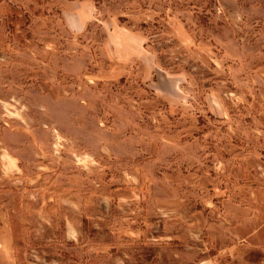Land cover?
Masks as SVG:
<instances>
[{"label": "rangeland", "instance_id": "374dc122", "mask_svg": "<svg viewBox=\"0 0 264 264\" xmlns=\"http://www.w3.org/2000/svg\"><path fill=\"white\" fill-rule=\"evenodd\" d=\"M11 261L264 264V0H0Z\"/></svg>", "mask_w": 264, "mask_h": 264}, {"label": "crops", "instance_id": "0c3cea01", "mask_svg": "<svg viewBox=\"0 0 264 264\" xmlns=\"http://www.w3.org/2000/svg\"><path fill=\"white\" fill-rule=\"evenodd\" d=\"M80 14H81V12H80ZM81 16H83V15H81ZM83 18H87L85 15H84V17ZM86 20H88V19H86ZM86 20H85V22H86ZM11 262H13V263H8V264H17L15 261H11Z\"/></svg>", "mask_w": 264, "mask_h": 264}]
</instances>
